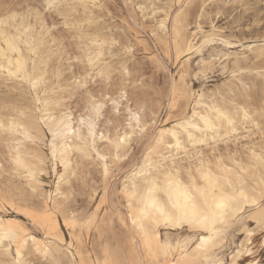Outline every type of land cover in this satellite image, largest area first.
Here are the masks:
<instances>
[{
  "label": "rangeland",
  "instance_id": "obj_1",
  "mask_svg": "<svg viewBox=\"0 0 264 264\" xmlns=\"http://www.w3.org/2000/svg\"><path fill=\"white\" fill-rule=\"evenodd\" d=\"M5 3L18 15L8 24L31 27L36 54L23 46L22 50L28 58L29 75L43 76L36 90L28 80L0 72V216L18 218L25 229L20 236L30 234L44 241L54 235L72 239L73 249L87 263L102 259L108 251L117 252L125 264H152L138 244H132L137 243V237L130 229L124 190L133 189V180L138 192L145 189L147 180L132 179V174L148 160L162 163L170 154L165 145L156 144L158 128L175 126L189 118L198 98L207 107L219 105L230 111L232 124L190 129L192 140L187 133H180L181 146L168 157L173 164L164 161L185 181L191 177L199 180V170L205 165L212 170L226 165L233 176L239 173L243 177V185L251 193L264 190L259 183L264 178V164L256 157L264 154V51L259 55L247 51L249 45L264 47V0H96L87 5L62 1L53 10H47V0H0V18L11 14L5 10ZM37 7L39 19L35 11L29 17L28 9ZM165 18L167 27L163 30L159 22ZM199 22L204 31L213 29L215 40L205 43L200 53L182 52V46L177 52L178 43L193 39ZM6 27L15 31L12 26ZM96 34L108 42L99 61L90 65L89 38ZM212 56L220 57L215 64L209 62ZM101 89L102 97L117 99L118 93L124 92L127 99H118L117 109L111 99L101 97ZM172 90L176 105L164 123ZM91 95L104 104L99 117L86 111L91 107ZM239 105L248 108L249 117L242 116ZM129 109L140 116L139 128L135 120L128 127ZM49 112L55 121L70 120L74 129L80 128L79 137L68 139L72 148L66 165L52 156L51 145L58 140L51 133L53 123L44 122ZM90 117L95 123L92 139L80 123V118ZM11 121L24 123L29 135L12 128ZM118 134L130 136L119 150L115 146ZM165 141L171 142V138ZM117 155L119 160L114 159ZM102 156L110 168L107 177L102 171ZM18 157L41 183L32 181L27 168L17 162ZM166 169L153 176L162 177ZM62 175L65 179L58 192ZM33 188L37 189L35 193ZM46 201L60 220L55 231L31 218ZM262 212L264 205L246 206L230 216L228 241L216 255L230 261L229 254L244 241L248 227L254 230L250 255L242 254L240 264H261L264 222L257 223L255 218ZM66 216H73L79 224L74 229L65 226L62 218ZM87 220L89 227L82 224ZM159 231L163 242L191 243L195 239L194 230L186 225L160 223ZM4 241L9 242L10 256L0 248V264H11L15 256L12 234ZM53 249L62 255L66 247L56 242ZM40 254L30 242L24 245L25 260L50 264ZM66 262L54 264H78L76 258Z\"/></svg>",
  "mask_w": 264,
  "mask_h": 264
},
{
  "label": "bare ground",
  "instance_id": "obj_2",
  "mask_svg": "<svg viewBox=\"0 0 264 264\" xmlns=\"http://www.w3.org/2000/svg\"><path fill=\"white\" fill-rule=\"evenodd\" d=\"M62 1H70V2H76L77 4L80 5H87L89 3L94 4L96 0H57L58 3ZM159 25L160 27L161 25H163V27L161 28L163 30H166L167 19L166 18L161 19ZM6 26H12L15 31L14 32L9 31ZM196 29L197 32L195 33L192 40L184 43L183 45H181V42L176 45L177 52L181 51L180 47L182 46L183 47L182 52L188 53L190 51H195L197 53H200L205 43L213 42L215 40L214 31L212 28L207 31H204V29L202 28L199 22L196 25ZM33 39L34 37L32 35V30L28 24L21 25V28H17L13 25H10L8 24V22L0 24V72L1 73L10 76L9 75L10 72L16 71L17 60H20L26 68V74H29L27 70L28 58L26 56V53L23 52L22 46L26 49V51L31 52L32 54H36V50L32 46ZM220 40L224 44H230V42L226 41L225 39L224 40L220 39ZM89 41L92 52L88 55V61L89 58L91 57L94 60V63H96L103 55L104 45L107 44L108 41L103 35L100 34H96L90 37ZM9 42H11L14 47H10ZM247 51L254 55H259L264 51V47L254 48L253 46L249 45L247 46ZM246 57L247 55H245V58ZM219 58L220 57L218 56H212L209 62L215 64L217 60H219ZM202 61L205 62V60ZM37 76H42V75L41 73H38L32 78L34 79ZM11 77L16 78V76H11ZM174 94L175 92L174 90H172L170 94L171 97L169 99V111L167 113V116L165 117L166 119L164 120V123L165 121L168 120L171 109H173L176 105ZM196 106L197 107L192 111V114L186 120L178 122L175 126H171L168 128L167 127L158 128L157 133L159 137L161 136V133H165L164 142L162 144L165 145L166 148H169L168 152H170V154L169 156L163 157L162 163L159 162L154 164V162L148 160L147 164H145L144 167H141L132 174L133 176L132 179L141 177V179L147 180L145 189L142 192H138L135 188V181L133 180L132 181V183L134 184L133 189L128 190L125 188L124 190L126 198L129 202L128 220L130 224V229L134 232L133 234H135V236L137 237V243L136 241L135 242L132 241V244L134 246L138 244V246L142 249L143 253L147 254V256L150 258L152 264H187V262L191 260H195L197 264H240V260L242 259L241 258L242 254H246V256L250 255L249 251H250V245L252 243V236L254 234V230L248 227H246L244 230L245 232L244 241L241 242L236 247L235 252L233 254H229L230 261L227 262L224 256L216 255V251L222 250V248L226 246V243L228 241V237L226 234V227L228 225L229 217L234 216L236 213L241 211L246 206H256L253 205L250 201L247 203H245L242 200L233 201L231 205L223 211V215L217 219L215 225L210 224L208 226L209 228L212 229L211 232H209L206 228L189 227L188 225L185 224L189 228L193 229L195 233V239L191 243L163 242L159 231V225L160 223H164V222L155 224L152 222L150 218L148 219L143 218L139 212V209L143 207L142 197L146 193L147 189L150 187L155 188V193H154L155 198L160 203H162L166 208L169 209L172 207L174 203L177 202V200L183 202L185 195L192 196L193 198L196 199L198 203L202 204V200L199 197V193L196 191V189L204 186V182L201 179L202 176L201 170H199V180L195 179L194 177H191L190 181H185L177 173V171L173 172L170 169L172 165H169V163H167V161L164 160L168 159V157H173L174 153H172V150L178 149L176 147V142L177 139L179 140L180 133L182 132L187 133L184 130L185 126L195 124L196 127H192L190 129H194V130H200L201 128L213 129L220 127L222 123L232 124L234 118L230 111L220 107L219 105H213L212 107H207V105L200 98L196 100ZM238 107L244 118H245V114H247V117H249L250 112L246 106L239 105ZM81 119L82 118H80V121ZM85 120L88 121L87 119ZM229 121H231V123H229ZM44 122L53 123L54 128L51 130V133L53 137L58 140L57 144L53 143L51 145V152L53 158L61 162L63 165H66V163L68 162L67 154L69 150L72 148L71 144L68 143V139L71 140L73 137L74 138L79 137L80 128L78 127L74 129L70 120L58 119L55 121V118L51 112L45 113ZM10 126L14 129H19L20 132L24 133L26 136L29 135L28 127L22 122L11 121ZM82 126L85 127L88 136L92 139L93 135L90 134L89 132L88 124L85 123ZM173 131L177 133V136L175 138L172 136ZM93 132L95 134V123H94ZM100 135L104 136L102 133H100ZM166 137H170L171 142L165 141ZM169 145H171V147H169ZM256 157L258 159V157L260 156H256ZM168 160H169L168 162L173 164V161L170 158ZM17 161H19V165H22L23 167L27 168L29 177L33 179L32 181H34L35 183H41L40 180L35 179L34 172L32 171L31 168H28L26 166V164L24 163L21 157H18ZM258 162L262 163L259 159ZM105 164H107V162L104 159H102L101 165L104 174H105ZM166 167L167 169L164 172H162V177L153 176L155 172H161V170ZM203 170L205 171L210 170L214 176H219V177L231 176L235 180V176H233L231 172H229V168L226 165L225 166L221 165L219 168H217V170H212L208 165H205L203 167ZM141 172H144L147 175H140ZM109 173H110V168L108 166V174ZM169 178L172 180L171 187L168 186ZM262 180H264V178H260L259 183L263 186L264 189V182H262ZM241 183L243 184V180L241 182L236 183L235 188L237 189V191H239ZM225 188L229 192L232 191V189L228 188L227 185H225ZM243 188L246 192L251 194V192L247 190L244 185ZM169 197H171V199ZM259 197L260 194H255V198L257 199V201H259ZM47 199L48 200L50 199L49 195ZM31 218L34 222H38L39 224L49 228L51 231L57 230L60 226V220L58 218L56 210L47 201L40 212H35L34 214H31ZM255 220L257 223L258 222L263 223L264 216L255 218ZM133 221H136V223H133ZM62 222L65 226L71 229H74L79 224V221L73 216L63 217ZM82 224L89 227L90 222L87 220ZM24 232L25 229L18 218L12 216L2 218V216H0V235L8 236L9 234L10 235L12 234L15 253L18 242L21 243L22 245H25V242L26 243L30 242V246L35 251L37 247L40 248L39 253H41L40 254L41 257L48 258L50 264H54L55 262L62 263L65 261L71 263L75 258L78 264H105L106 260H118L124 262V260L117 254V252L113 253L106 251L108 255H105L102 259L93 261L92 263H87L83 259L81 254H79V251L73 249L74 247H73L72 239L67 241L59 235H54L53 238L44 241L30 234H28L26 237L20 236V233H24ZM145 233H148L149 237L152 240V244H153L152 253H150L145 248V243H144ZM209 235L213 236L214 243L208 245L206 250L197 249V245L200 244V237L209 236ZM34 240L35 243L33 242ZM56 242L64 244L67 249V250L65 249V252L62 255L56 254L55 252L57 251L53 249V246L56 244ZM9 247H10L9 242L7 243L3 241L2 243H0V248H2L4 252L5 249H8V253H9ZM165 250L167 254H165ZM21 251H22V258L24 259V247H22ZM45 252L47 253V255H45ZM8 253L6 255L10 256V254ZM163 254H165V258L161 259L160 257ZM140 255L141 254L139 253V256ZM15 258L16 257L14 256L12 260H14ZM251 264H257V261H252Z\"/></svg>",
  "mask_w": 264,
  "mask_h": 264
},
{
  "label": "snow or ice",
  "instance_id": "obj_3",
  "mask_svg": "<svg viewBox=\"0 0 264 264\" xmlns=\"http://www.w3.org/2000/svg\"><path fill=\"white\" fill-rule=\"evenodd\" d=\"M5 10L7 12L11 13V5L4 4L3 5ZM60 5L57 3V0H47L46 8L47 10H53L58 9ZM33 11H35V15L37 19L40 17V9L37 7L35 10L32 8L28 9V15L31 17L33 14ZM18 18V15L16 13H11L10 15L3 16L0 18V24L6 23L7 21L15 20ZM68 25L65 24V27ZM55 27V26H54ZM163 27V25H161ZM10 47H14L11 42H9ZM17 68L15 72H10V76H16L18 78L27 79L28 82L31 84L33 89L38 90L42 81V76H37L36 78H32L31 75L26 74V68L24 64L17 60ZM89 64H94V60L90 57L89 58ZM23 74V75H22ZM235 75V73H234ZM77 85L80 84L79 81L75 82ZM111 86V84H109ZM83 87H86L84 85ZM103 89H101V97H102ZM105 100H112V104L118 109L119 105L117 100L118 99H127V96L124 92H119L117 95V99H112V97H102ZM39 102V99L37 100ZM90 109H86V111H89L91 113H94L96 117L100 116L101 109L104 107V104L97 102V97L95 95L90 96ZM139 111V110H138ZM223 115V114H221ZM227 118V117H225ZM245 118H247V114H245ZM136 121V126L139 128L140 124V116L137 114L132 113L131 109H129V115H128V127H131L132 121ZM80 123L83 125L85 123L88 124L89 132L90 134L94 135L93 128L94 123L92 122L91 117L88 121L85 119H81ZM207 123V122H206ZM231 123V121H229ZM180 127V126H178ZM196 127L195 124H191L184 127V130L188 133L189 140L194 139L191 132L189 131L190 128ZM141 132L144 131V129H140ZM164 135L165 133H161V136L156 140V144L160 145L164 142ZM172 136L175 138L177 136V133L175 131L172 132ZM101 139H104L103 136H101ZM130 139L129 135H123L120 136L118 134V138L115 141V146L119 150V148L123 145H125L128 140ZM109 143H113V141L109 140ZM171 147V145H169ZM176 147H180V141L177 139ZM99 156V153H97ZM202 157V154H201ZM101 159H106V157H101ZM115 160H119L120 156L117 155L114 157ZM258 159L264 164V154H262ZM19 163V161H17ZM244 171L243 168L240 169V172L242 173ZM202 176L201 179L204 182V186L201 188L196 189V191L199 193V197L202 200V204L198 203L195 198L189 195H185L183 202L177 200L176 203L172 205V207L166 208L162 203H160L155 198V188H148L144 196L142 197V204L143 207L139 209V212L141 216L145 219L150 218L153 223L159 224L160 222H164L166 224H171L173 226H180V225H188L189 227H202L206 228L209 232L212 231L211 228L208 226L215 225L217 219L223 215V211L227 209L233 201H239L242 200L245 203L251 202L253 205H256L259 207L260 205H264V190L261 191L259 201L255 198L254 191L250 194L246 192L243 188V184L241 183L239 191L235 188V185L237 182H241L243 180V177L237 173L235 176V180L231 176H225V177H219L214 176L210 170H203L201 169ZM231 172V170H229ZM108 175V166L105 164V176ZM140 175H147L144 172H141ZM64 176H61V181H58L57 183V190L59 192L60 183L64 181ZM223 181V183H222ZM264 182V180H262ZM172 180L169 178L168 180V186L171 187ZM225 185H227L228 188H231L232 191L229 192L226 190ZM178 186V185H177ZM32 191L35 193L37 191L36 188H33ZM171 199V197H169ZM264 216V212L261 214ZM133 223H136V221H133ZM5 239H11V235L8 236L0 235V243H2ZM35 243V240L33 241ZM145 248L152 253L153 252V244L152 240L149 237L148 233H145ZM214 243V239L212 235L209 236H201L200 237V244L197 245V249H207V246ZM26 244V242H25ZM22 245L18 242L17 249L15 253V259L11 262V264H41L39 260H24L22 258ZM36 252H40V248H36ZM5 253H8V249H5ZM165 254H167L165 250ZM45 255L47 253L45 252ZM106 255L108 253L106 252ZM3 264H7V262H3ZM105 264H124L122 261L118 260H106ZM187 264H197L195 260L188 261ZM261 264H264V261L261 262Z\"/></svg>",
  "mask_w": 264,
  "mask_h": 264
}]
</instances>
